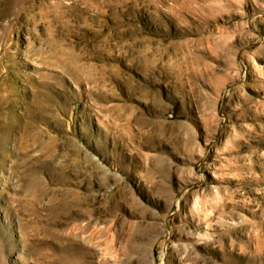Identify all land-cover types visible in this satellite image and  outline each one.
Listing matches in <instances>:
<instances>
[{
	"label": "rangeland",
	"instance_id": "rangeland-1",
	"mask_svg": "<svg viewBox=\"0 0 264 264\" xmlns=\"http://www.w3.org/2000/svg\"><path fill=\"white\" fill-rule=\"evenodd\" d=\"M0 264H264V0H0Z\"/></svg>",
	"mask_w": 264,
	"mask_h": 264
}]
</instances>
